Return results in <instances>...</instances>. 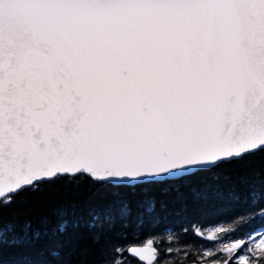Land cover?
<instances>
[{"label":"snow or ice","instance_id":"6c2138e0","mask_svg":"<svg viewBox=\"0 0 264 264\" xmlns=\"http://www.w3.org/2000/svg\"><path fill=\"white\" fill-rule=\"evenodd\" d=\"M257 153L264 0H0V264H90L96 246L97 264H264V233L225 243L232 228L206 237L219 247L185 252L190 262L172 259L179 233L145 232L162 205L137 198ZM81 177L111 198L85 214H7L21 193ZM252 179L264 188V174ZM249 207L264 218L254 185ZM82 227L91 245L78 249Z\"/></svg>","mask_w":264,"mask_h":264},{"label":"trees","instance_id":"16d2710c","mask_svg":"<svg viewBox=\"0 0 264 264\" xmlns=\"http://www.w3.org/2000/svg\"><path fill=\"white\" fill-rule=\"evenodd\" d=\"M264 174V153L245 157L243 160L223 164L218 169L206 172L183 182L179 186L153 187L140 191L137 198L153 197L158 205V219L145 221V232L176 230L179 237L174 246L183 249L179 257L172 259H187L184 253H199L200 248L213 246V241L207 239L201 232L195 233L196 228L203 229L216 224L225 225L226 229H236V238H246L264 229V218L259 211H252L249 207V194L253 190L264 192L258 179H252ZM249 177L250 183H241L243 177ZM211 187L221 188L226 192L239 193L238 200H214L207 204L193 199V190ZM111 198L110 191L103 185H95L87 177H81L72 183L58 182L54 185L42 186L37 193L25 192L16 198V203L7 210V214H15L19 218H35L50 213L52 208L61 205L71 212L73 208L80 214H85L91 205L99 204ZM187 229L185 232L184 230ZM78 249L89 248L91 241L85 228L77 231L74 237ZM123 243V241H121ZM201 248V249H202ZM260 257L257 256V259ZM90 264H97L101 259V247L90 248L88 256ZM132 264H137L132 260Z\"/></svg>","mask_w":264,"mask_h":264},{"label":"rangeland","instance_id":"374dc122","mask_svg":"<svg viewBox=\"0 0 264 264\" xmlns=\"http://www.w3.org/2000/svg\"><path fill=\"white\" fill-rule=\"evenodd\" d=\"M213 230H215V231H213ZM227 231L228 230L226 229L225 225L216 224V225H213V226H208V227L203 228L202 231H201V234H203L205 237H210V236H212L214 234L217 237H219V236H223L224 233L227 232ZM262 233H264V229L259 230V231L254 232V233L251 234L252 239L255 240L257 242V244L260 242V236H261ZM248 235H247L246 238H236V237H233L231 235H228V236L224 237V242L227 243L228 240H233V242H241V243H243L244 241H246L248 239ZM220 244H221V241L219 239H217L216 241H213V246L211 248L219 247ZM201 248H200L201 251H205L209 247H207V248L203 247L202 249ZM253 251H257L258 252V249H256L254 247Z\"/></svg>","mask_w":264,"mask_h":264},{"label":"water","instance_id":"95a60500","mask_svg":"<svg viewBox=\"0 0 264 264\" xmlns=\"http://www.w3.org/2000/svg\"><path fill=\"white\" fill-rule=\"evenodd\" d=\"M143 264H147V262H143Z\"/></svg>","mask_w":264,"mask_h":264}]
</instances>
